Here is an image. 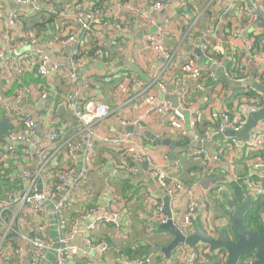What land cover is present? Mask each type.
Here are the masks:
<instances>
[{"label": "built area", "instance_id": "2783aa9c", "mask_svg": "<svg viewBox=\"0 0 264 264\" xmlns=\"http://www.w3.org/2000/svg\"><path fill=\"white\" fill-rule=\"evenodd\" d=\"M99 1L90 8H86L82 3L72 4L68 8V14L59 13L58 16H73L74 23L78 24L85 34L97 33L101 40L137 29L142 30V36L137 44L160 60L155 74L149 81V86L157 84L167 97L172 96L173 92L160 79L171 74L180 62L181 52L177 49L171 50L167 46L168 34L176 30L172 25H178L173 18L179 10L165 14L162 20L158 21L154 13L166 11L165 8L170 0H149L147 3L140 0H129L125 3L121 0ZM214 1L222 4L224 15H231V7L235 3H242L241 13L234 21L239 28L230 32V37L234 39L242 38L247 29V27L242 28L239 22L241 15H245L253 25L257 20V12L264 19V8L261 9L256 0ZM15 2L36 9L39 0H15ZM181 6H186V0H182ZM122 11L131 14V24H123L125 18L121 15ZM52 14L57 15V11L52 10ZM180 15L190 20L184 13L180 12ZM197 18L189 22L190 28L196 25ZM6 25L8 28H17L19 24L16 15L10 14ZM96 27H99V30L96 29L97 32H95ZM261 29L253 26L251 31L258 35ZM77 35L72 26L65 37L57 38L53 44V47L62 49L70 42L73 43L65 63L53 61L50 52L38 46L40 39L33 34L24 35L15 46L6 48L9 52H13L16 47L29 45L28 51L32 56L27 60V64L30 69L35 70L41 83L35 86L16 87L7 97L0 93L1 112L7 113L4 115L11 123L10 131L5 136H0V181L6 180L10 185L9 188H5L4 193L0 192V264H225L226 252L218 256L220 249L211 252L204 243H197L194 246L179 243L172 250L169 260L153 261L150 255L131 258L121 251L117 252L115 257H111V244L105 239H96L94 233L101 225L106 224H112L120 229L116 220L120 213L116 208H111L109 213L103 215H98V208H84L73 216L67 227L59 221L62 212L69 204L91 199L93 190L87 180L93 167L95 146L101 143L123 151L131 162L128 166L130 173L137 172L138 166H145L144 172L154 179L161 193L168 196L170 201H174L182 192L187 194L189 202L186 211L178 219L173 216L171 218L173 225L183 237L195 232L197 217L205 232L212 237H217L219 230L228 225L225 219L214 221L211 218L212 209L209 208L210 202L206 194L196 197L192 188L186 187L181 180L170 175L166 168L154 165L150 151L138 141L134 131L119 133L117 129H112L113 131L106 133L99 132L98 127L106 121L109 109L92 90L90 79L81 76L79 70L95 62L102 56L103 51L99 48L94 54H84L82 42ZM212 36L213 32L206 29L203 34L191 36V44L197 45L205 63L219 67L222 65L221 61L208 53L211 44L209 38ZM253 41L254 38H248L246 41L243 63L255 66L264 84V68L255 62V54L260 51L264 53V48L253 54ZM262 43L260 45L264 47V42ZM6 49H0V81L3 80L10 87L22 79L28 67L23 63L22 57L16 59L5 56ZM127 60L134 63L137 56L130 54ZM197 60L198 56L192 55V59L184 68L190 70L189 72L196 71L199 68L196 66ZM90 74L109 79L116 75V69L92 70ZM60 77L67 82L68 91L58 96L57 105L70 111L78 124L76 133L61 144H59L61 134L59 130L35 136V119L25 113L22 107V103L31 98L47 101L56 80ZM209 77L217 84L216 72L211 71ZM128 81L133 86L141 87L143 91L148 87V81H142L135 73L131 74ZM173 81L175 83V80ZM236 82L245 85V78ZM175 84L178 85L179 82ZM185 92L186 88L179 85L177 93L179 104L175 107H171L167 99L159 100L154 96H148L147 108L159 121H163L170 114L175 116L178 125L185 120L183 109H187L193 123L195 109L184 106V101L181 100ZM261 106L262 104L257 102L241 105L231 117L228 110L221 105L212 114L215 124L212 129L201 137L192 133L200 146L192 148L189 155L203 161L202 176L207 175L209 169L213 167L223 166L225 178L223 177L217 185L214 183L206 188V192L213 193L219 202H222L225 194L229 193L228 182L233 181L244 183L247 193L243 194V201L249 197L264 196V120L258 122L244 140L227 134L228 131L240 132L249 113L257 111ZM117 121L122 126L130 125L124 119ZM133 126H137L139 130L144 129L140 124ZM141 134L140 137L144 139L145 134ZM215 137L224 138V147L233 158L246 157L243 176L235 171L233 163H224L219 152L209 153L203 147L204 143ZM33 164L35 167L31 170ZM11 165L16 167L12 168ZM103 192L108 195V201L114 199L110 187H106ZM151 203L152 215L145 217L144 220L146 231H151L153 225H164L168 221V217L162 213V204L154 201ZM85 222L87 223L83 225ZM130 231L131 227L128 226L125 232L120 233L126 235ZM78 238L81 242L77 241ZM210 254L218 256L211 263L208 261ZM254 261L253 255H245L237 264H254Z\"/></svg>", "mask_w": 264, "mask_h": 264}, {"label": "crops", "instance_id": "0c3cea01", "mask_svg": "<svg viewBox=\"0 0 264 264\" xmlns=\"http://www.w3.org/2000/svg\"><path fill=\"white\" fill-rule=\"evenodd\" d=\"M98 1L99 0H97V2ZM181 2V0H170V3L165 8L166 11L154 13L156 19L160 21L165 14L174 13L177 8L180 9ZM70 3V0H39L37 8L34 9V7L16 8V5L18 6L19 4H17L15 0H0V48L2 47L3 50L6 48L8 49L10 44L16 42V39L24 36V32L21 30V27L9 29L6 25L8 16L10 14H14L19 20H21V22L26 24V27L23 25L26 30H32L34 34L40 32L38 46L44 50L47 49V51L50 52V57L53 61L65 63L73 43L70 42L65 47H62V49L53 47V44L57 38L60 36L62 37L67 33V29L60 31L61 27L55 26L54 23L44 25L46 26L45 28L37 27L35 25L43 23L42 15L46 21V19H48L52 14V10L63 12L68 9ZM196 3V6H198L196 10L200 13L199 16L196 15L192 17L191 14H185L190 18V20H187L182 18L180 14L175 13L173 21L178 25H172L176 28V30L171 32L169 35L171 38L176 37V42L173 44V41H170L168 46L170 49H177L182 52L183 56L190 55L191 53L197 55L198 60L196 66L198 68L204 66L205 61L200 56L201 52L197 49V45L195 43L194 45L191 44V36H193L194 31L197 30L198 24L200 23H205L206 28H211L212 24L215 25L214 17H208L206 16V13L208 12L211 4H213L214 10L216 9L217 11L219 4L217 5L214 0H197ZM93 5L96 4L93 3ZM232 15L233 17L231 18ZM238 15V11L228 15V18H231L233 27L232 30L239 28V26L234 23ZM195 17H198L197 23L190 28V25L188 24ZM67 22L71 24L70 20ZM210 23L212 24L209 25ZM182 28V36L179 37L180 30ZM96 29L99 30V27H96ZM8 30L13 31L10 38ZM139 33H141L140 29L127 33L128 37L126 44H124L125 41L122 43L117 41V37L115 39H107V43H105L106 55L102 61L95 64L91 63L88 69L84 68L81 71V68L79 70L84 72L86 70L92 71L95 69H102L105 71L116 69V75L110 77L109 79H102L99 81L97 84L98 89L94 90L99 100L109 107V115L103 125L98 127L100 130L99 132L106 133L107 131H113L112 129H117L119 133L131 132L127 131V125L122 126L117 121V119H124L130 123V125L128 124L129 126L133 124H140L144 128H141V131H143L144 134L147 132L154 135L158 140H169L171 145H173V147L177 150V153L174 154L172 158L170 156L173 153V150L170 146L158 144L156 139L152 140L147 136L142 139L140 137L142 134L137 131L139 129L137 126H134L136 128L134 129V133L137 135L138 141L150 151L154 165L166 168L170 175L181 180L186 187L192 188L196 197L206 194L207 197L215 198L213 193L206 192L207 186H211L214 181L206 178L207 175L202 176L203 169L196 171L195 167L192 165L193 163H199L200 161L199 159H194L189 155V151H191L192 148L200 146L192 133L194 132L195 135L198 133L205 134L208 130L215 126L212 114L215 113L221 105H226L231 102L232 93L234 94V90L232 89L239 85L230 83L227 87L219 89L220 86L215 84L213 87L211 85L206 87V89L204 88L203 91L200 90L197 92H191L190 96L194 101L189 102V97L186 107L189 109H195V115H198L199 113V104L205 103L204 109L199 113L198 120L196 122H191L187 109H183L185 120L179 125L176 117L171 114L164 118L163 121H159L155 114L147 108V97L154 96L159 100L167 99L166 101H168L170 106L175 107L179 104L176 92L177 85L170 77H168L166 85L168 88L170 87L169 89L173 92L170 97H167V95L159 89L157 84L149 86V81L152 79V75L155 74L160 60L156 59L150 52L148 53L146 49L141 48V46L137 44V37L141 35ZM212 38L214 39L215 45H217L215 49L218 50V48H221L225 43L226 51L231 52L236 50L243 52L248 39L246 34L243 33L242 38L239 39H234L228 34V37H226L225 40L222 30L218 29V26L213 28ZM10 40L12 42L8 44ZM86 44H88V42L85 44L82 43V48H88ZM186 48L189 52L186 51ZM7 49L4 51L5 56L11 58L15 57L16 59L19 53L22 55V53L29 50L26 46L16 47L13 52H9ZM130 54L137 56V60L134 63L127 60L128 55ZM126 62L131 63V65L126 66ZM156 62H158V64ZM255 62L261 64L264 68L263 51L255 54ZM130 66L132 69H129ZM130 72L136 73L139 78L144 81H148V87L144 91L141 87L133 86L128 81ZM84 74L85 73L82 75ZM168 75L170 74H167L166 76ZM180 76H182V79L183 76L187 80L193 79L191 75L187 76V74ZM255 80L257 81V79ZM22 82H24L23 85L35 86L41 83V80L36 75L35 70L29 68L24 72ZM13 90L10 94H7L9 93L8 86L4 81H0L1 94L7 97L13 93ZM67 91V82L65 79L60 77L56 80L55 87L50 92V96L47 101H40L31 98L25 103L23 102V111L33 116L35 119V136L48 134L53 132V130H59L61 131L59 144H61L64 140L76 133L78 124L74 117L69 113V111L60 106L64 110L63 111L57 106L58 96L62 93H66ZM232 109H235V107ZM203 147L206 148L209 153L226 150L224 147L223 137H215L204 143ZM126 158L127 156L121 153L120 149L117 147L106 146L101 143H97L95 146L93 167L95 165L97 169L95 171L91 170L88 178V183L98 192L97 201L93 208L99 209L98 215L109 213L111 208L119 209L120 214L117 216L116 220L120 225V229L115 228L112 224L101 225L94 233V237L96 239H105L111 244V257H115V254L119 252L117 250H121L123 253H126V250L128 249L134 250L135 252L136 248L146 246L149 248L147 255H150L153 261H157L159 259L169 260V257H166L163 253L151 252V249L155 246H165L167 241L169 243L174 238V235L167 230L159 228V225L152 227L151 231H146L144 227V215L146 216L148 213L153 211V204L151 202L154 201L157 203L158 201V204H162L163 206V200L160 196L162 193L157 187L154 179L149 174L144 172V167L138 166L137 172L130 173ZM178 158L181 160H176ZM222 159L224 163H232V161L237 160L235 171L243 176L245 172L244 160L233 158L229 154V151H225V155ZM213 168H215V170L217 169L218 172L224 173L222 171L223 166ZM211 169H209V171ZM223 176H225V174H223ZM106 185L112 186L113 189L114 199L111 201H108V195L103 192ZM9 187L10 185L6 182V180L0 181L1 193H4L5 188ZM188 202V196L185 192L178 194L174 201L169 202L170 212L175 219L181 217V215L186 211ZM120 206L122 207V210H120ZM212 206H214L213 201ZM163 213L167 216L164 210ZM210 214L214 221L223 220L222 217L226 219L229 217L228 215L217 213L214 210V207L210 211ZM87 222L83 223V225ZM128 226L131 227V231L126 233V235L121 234L120 232H125ZM154 230L161 231V233L157 236L159 240L164 241V244L153 243ZM77 241L81 242V239L78 238ZM172 252L173 251H171L170 254Z\"/></svg>", "mask_w": 264, "mask_h": 264}, {"label": "trees", "instance_id": "16d2710c", "mask_svg": "<svg viewBox=\"0 0 264 264\" xmlns=\"http://www.w3.org/2000/svg\"><path fill=\"white\" fill-rule=\"evenodd\" d=\"M70 1H71V3L69 4L68 8L70 6H72V4H77V3H82V5H84L86 8H90L93 3L97 2V0H70ZM126 1H129V0H121L122 3H125ZM140 1H145L147 3L149 0H140ZM196 1L197 0H186V6L185 7L180 6L181 10L178 9V8L176 9V10H179V12L177 14H180V12H181V13H184V14H191L192 17H194L196 15L199 16L200 13H198V11L196 10L197 7H198V6H196V4H197ZM207 1H209V0H207ZM220 1L222 2L223 0H220ZM256 1L259 3L260 8L263 9L264 8L263 0H256ZM241 9H242V3L241 2L240 3H235L234 6L231 7V14H233L236 11H238L239 14H240L241 13ZM56 11H57V15L51 14L49 16V18L46 19V21L44 20V16L42 15L43 23L37 24L35 26L41 27V28H45L46 26H44V25H48V23H54L55 26H57V27L60 26L61 27L60 31H62L63 29L64 30L67 29V32L71 31V27L73 26L74 27V32H76L78 34L77 36L80 38V41L82 43H84V44L88 42V44H86L88 48L83 50L84 54H94L95 50H97L99 48L103 51L102 56L97 58V60L95 62H93V64L100 63L102 61V59L105 57V55H106L105 43H107V39H111V38L115 39L117 37V39H116L117 41H119L121 43L123 41H125L124 44H126L127 37H128L127 33L126 34H121V35H118V36H115V37H111V38H104L103 40H101L97 33H96V35L92 34V33L85 34L81 30L80 26L78 24L74 23L73 16H69V15L67 17L58 16L59 13H63V12H64V14H68V9H66L63 12H60L58 10H56ZM223 11H224V8L222 7V4L218 5L217 11H216V9L214 10V6H213V4H211L209 6L208 12L206 13V16H208V17L209 16H213L214 19H215V25L210 23L209 25L212 24L211 28L210 27L206 28V24L205 23H200V24H198V28H197V30L194 31L193 35L196 36L197 34L198 35L203 34L206 29H210L213 32V28L218 26V29L222 30V33H223V35L225 37V40H226V37H228V34L230 35L229 32H231V30L233 28L232 27V23H231V18L233 17V15L231 16V18H228L229 14L224 15ZM121 15H123L125 17V20H124V23H123L124 25L125 24H131L132 20H130V19L132 18V16H131L130 13L122 11ZM16 20H17V22L19 24L18 27H21V30L24 32V35L33 34L34 36L40 37V32H37V34H34L32 30H26L23 27V25L26 27V24L21 22V20H19L17 16H16ZM69 20L71 21V24H69L67 22ZM239 22L242 25V28H246L247 27L246 32H245L246 36L248 38H254V41H253V44H252V53L255 54L256 52L262 50L264 47L262 45H260V43L264 42V28L261 29L262 31L258 35H255L254 31H251V30L253 29V26H254V28L257 26L256 23L254 25L251 24L249 22L248 18L245 15H241V17L239 19ZM185 26H187V25H185ZM9 29H14V28H9ZM182 30H183V28L180 30L179 37L182 36ZM140 31H141V35L139 37H137L138 40L141 38L142 32H143L142 30H140ZM12 32H13L12 30H8L9 38H10ZM95 32H97L96 28H95ZM65 35L62 36V37L60 36L59 39L65 37ZM23 37L24 36L16 39L15 40L16 42L13 43V44H10L8 46V48L15 46L16 43L20 39H22ZM177 38H178V36H177ZM209 39H210V43L211 44H210V49H209L208 53L212 57H214L215 59H218L219 61H221V63H222L221 66L212 67V66H209L208 63L206 62L204 64V66L199 67L196 71L189 72L190 70H188V69H186L184 67L192 59V55H195V54L191 53L190 55L183 56L182 52H181L179 54L180 55V62L178 64V66L172 71V73L170 75L164 76L163 78H161V81H164V84H166V80L168 79V77H170L171 80H175V83L179 82L178 85L176 84L177 85V91H176L177 93L179 92V85L184 86L186 88V92L183 95V97L181 98V100L184 101V106H187L186 104H188V98L189 97H190L189 98V102L194 101L191 98V96H190L191 92H193V91L197 92V91H200V90L203 91L204 88L206 89V87H208V86L212 85V87H213L215 85L213 79L211 77H209V73L211 71H213V72H216V74H217L218 80H217V84L216 85L220 86L219 89H222L223 87L224 88L227 87L230 83L239 85V86H235V88L232 89V90H234V94L232 93L231 102L227 103L226 105H222V108H226L228 110V112L230 113L231 117L234 115L235 110L241 105L254 104L256 102L259 103V104H263V99L258 93H256L257 91L255 89H253L250 84H246L247 81H248V78L250 76H252L254 79H257L258 82L263 84L262 79L260 78V75L258 74L257 68L255 66L243 63V56L244 55H243L242 51H240V52H239V50H236V51H233V52L226 51L225 43H224V45H222L221 48L219 47L218 50H217V49H215L217 47V45H215L214 39L212 37H210ZM170 41H173V44H174V42H176V37L175 38L174 37L171 38L170 35L168 34L167 46H168V43ZM11 42L12 41L10 40L8 42V44L11 43ZM26 47L29 48V45L26 44ZM0 49H2V47ZM45 50H47V49H45ZM171 50H173V49H171ZM186 51L189 52V50H187V48H186ZM30 56H32V53L30 51H25L24 53H22V55H21V53H19L17 55V57L19 59H21V57H22V60H24L23 63L26 64V66L28 67L27 69H29V66L27 64V60L30 58ZM89 66H90V64H87V65L83 66L81 71L84 68L88 69ZM27 69L25 71H27ZM95 70H102V69H95ZM90 72L91 71H89V70L81 72V76H85L86 78L90 79L92 90L98 89L97 88V84L99 83V81L102 80V78L97 77L96 75L94 76L93 74H90ZM83 73H85V74L82 75ZM186 74H187V76L191 75V77H193V79L192 80H187L186 78H184V76H183V79H182L181 78L182 76H180V75H186ZM241 78H245V82H244L245 85H240V84H238L236 82L238 79H241ZM141 80L143 81V79H141ZM23 84H24V82H22V79L19 82L13 83L12 85H10V87H8L9 93H7V94H10L12 92V90L15 89L16 87L28 86V85H23ZM255 99L257 101H254ZM22 106H23V103H22ZM204 106H205V103H200L199 104V108H198V112L199 113L202 112V110L204 109ZM233 107H235V109H232ZM58 108L61 109V110L64 109L63 107H62L63 108L62 109L59 106H58ZM69 113L73 116V114L70 111H69ZM199 113H198V115H199ZM4 114H7V113L6 112H1V109H0V119H2L4 117L7 118V116L4 115ZM198 115L194 116V118L196 119L195 122L198 120ZM6 134H4L2 136H5ZM197 135L199 137H201V136L204 135V133H198ZM120 151H121V153H123L122 150H120ZM225 151H227V150L218 151L222 158L225 155ZM245 158L246 157L242 156L241 159H239V160H244ZM126 159L128 161L127 162L128 165L130 166L131 162L129 161L128 157ZM19 160H21V159L19 158ZM176 160L179 161L181 159L178 158ZM236 161L237 160H234V161H232V163L234 165H236ZM244 163H245V160H244ZM192 165L195 167L196 171L200 170L203 167V161L201 160V161H199V163H193ZM11 167L15 168L16 166L15 165L14 166L11 165ZM11 167H10V170L12 169ZM34 167H35V165L33 164L30 167V169L34 170ZM55 167L57 168V166H55ZM96 169L97 168L94 165L92 171H95ZM223 174H225V173L218 172L217 169L215 170V168H213V169H211L209 171V173L207 174L206 178L214 181L212 183V185L214 183L217 185L219 183V181L223 180L222 177L225 178V176H223ZM125 183H126V180H125ZM13 187H16V186L13 185ZM105 187H110L112 189V186H110V185H106ZM244 187H245L244 183H241V182H235V181L230 182V183L228 182L229 193L225 194L224 200L222 202H219L215 198L208 197V202H210V207H209L210 209H213V207H214V210L217 213H222V215H228L230 217L229 218L230 221H231L230 229H233V225H232L233 215H232L231 212H229L230 210L228 208V203L232 202L234 204H240L243 201V198H244L243 194L246 192ZM92 190H93V194H92L91 199H89L87 201H78V202L71 203L62 212V215L59 218V221L62 222L65 227H67L68 224L71 222L73 216L78 214L81 210H83L84 208H93L95 206V203H96L97 197H98V192L95 190V188L93 186H92ZM112 195H113V198H114V194H112ZM126 198H128V197H126ZM212 201L214 202V206H212ZM158 203L159 202L157 201V204ZM120 210H122V207H121ZM151 215H152V212L148 213L146 216L144 215V218L145 217H150ZM263 217H264V197L259 196L257 198V200L253 202V204L250 207L249 211L244 215V222H245L246 228L248 230H253V229L256 230V229H258V227L263 223ZM222 219H225L226 221H228V219H226L224 217H222ZM154 226L155 225H153L152 227H154ZM167 244H168V241H167L166 245ZM148 250H149V248L144 246V247L136 248L135 252H134V250H129L128 249V250H126V253H124V254L128 255L131 258L132 257L135 258V257H138V256H147V254H148L147 251ZM117 251H121V250H117ZM223 252H224V250L220 249L218 251L217 255L219 256ZM247 255H252V254H247ZM218 256H216L215 254H210L209 258H208L209 263H211L214 260H216ZM48 258L50 259L49 256H48Z\"/></svg>", "mask_w": 264, "mask_h": 264}, {"label": "water", "instance_id": "95a60500", "mask_svg": "<svg viewBox=\"0 0 264 264\" xmlns=\"http://www.w3.org/2000/svg\"><path fill=\"white\" fill-rule=\"evenodd\" d=\"M16 8H30V6L16 5ZM256 22L258 27L264 28V19L259 12H257ZM246 84H250L261 95L263 104L257 111L249 113L246 123L240 132H227V134L236 136L241 140L248 138L250 131L258 124V122L264 120V84L256 81L252 76L248 78ZM10 129L11 123L8 121V119L6 117L0 119V136L6 134ZM134 129L136 128L131 125L128 126L127 131H134ZM137 131L143 133L141 130ZM145 136L152 140L156 139L154 135H151L147 132L145 133ZM156 142L158 144L167 145L172 148L173 153L170 156L171 158L177 153V150L173 147V145H171L169 140L156 139ZM38 187L40 188V186ZM160 196L163 200V210L168 217V221L164 225H159V228L169 231L174 235V238L163 247H153L151 252H161L166 257H169L170 252L179 243H185L189 246H194L197 243H204L208 245L211 252L224 249L227 254L225 264H237L239 259L247 254H252L255 257L254 264H264V219L257 231L248 230L244 222V215L251 207V197L242 201L240 204H234L232 202L228 203V208L233 215V229L229 230L226 226L222 227L219 230L217 237H212L205 232L199 217H197L195 232L188 237H183L172 223V214L169 209V197L163 194H160Z\"/></svg>", "mask_w": 264, "mask_h": 264}, {"label": "rangeland", "instance_id": "374dc122", "mask_svg": "<svg viewBox=\"0 0 264 264\" xmlns=\"http://www.w3.org/2000/svg\"><path fill=\"white\" fill-rule=\"evenodd\" d=\"M157 64H158V62H156ZM129 65H131V63H129V62H126V66H129ZM129 69H132V67L130 66L129 67ZM128 72V71H127ZM127 72H126V74H127ZM131 74H132V72H130L129 73V77L131 76ZM108 107V106H107ZM108 109H109V107H108ZM229 218V217H228ZM227 218V219H228ZM228 225L226 226L229 230H230V226H231V221H230V219H228ZM161 233V231H159V230H154L153 231V239H154V241H153V243H159V244H164V241H162V240H159V238H158V234H160Z\"/></svg>", "mask_w": 264, "mask_h": 264}, {"label": "flooded vegetation", "instance_id": "af4514ba", "mask_svg": "<svg viewBox=\"0 0 264 264\" xmlns=\"http://www.w3.org/2000/svg\"><path fill=\"white\" fill-rule=\"evenodd\" d=\"M258 197H259V196H256L255 198H252L251 206H252L253 202L257 200ZM261 197H264V196H261ZM253 230H254V229H253ZM256 231H257V229H256Z\"/></svg>", "mask_w": 264, "mask_h": 264}]
</instances>
